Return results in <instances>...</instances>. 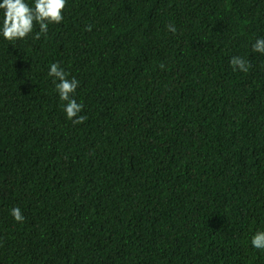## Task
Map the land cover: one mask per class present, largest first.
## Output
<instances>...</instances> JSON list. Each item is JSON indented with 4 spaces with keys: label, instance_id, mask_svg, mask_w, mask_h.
Listing matches in <instances>:
<instances>
[{
    "label": "trees",
    "instance_id": "obj_1",
    "mask_svg": "<svg viewBox=\"0 0 264 264\" xmlns=\"http://www.w3.org/2000/svg\"><path fill=\"white\" fill-rule=\"evenodd\" d=\"M63 16L0 36V264H264V0H67ZM52 63L79 81L83 123Z\"/></svg>",
    "mask_w": 264,
    "mask_h": 264
},
{
    "label": "clouds",
    "instance_id": "obj_2",
    "mask_svg": "<svg viewBox=\"0 0 264 264\" xmlns=\"http://www.w3.org/2000/svg\"><path fill=\"white\" fill-rule=\"evenodd\" d=\"M67 6V0H33L29 4L27 0H2L0 2V36L10 44L26 39L33 33L36 25L39 31L35 33L34 39H40L41 34L47 35L49 25L60 24L63 19V10ZM169 32L175 34L176 27L172 24L166 25ZM86 30L90 31L89 26ZM252 51L264 54V37L256 39L252 44ZM233 70L248 72L251 64L240 56H233L230 59ZM163 69L164 65L161 64ZM48 76L53 78L55 91L58 93L59 100L63 104L66 118L73 124H80L86 120V116L78 115L83 109V105L73 98V93L79 86V81L72 77L70 80L67 74L60 67L59 63H52L48 71ZM10 215L15 222H23L24 216L19 207H13ZM251 245L254 249L264 250V231L256 232L251 238Z\"/></svg>",
    "mask_w": 264,
    "mask_h": 264
}]
</instances>
